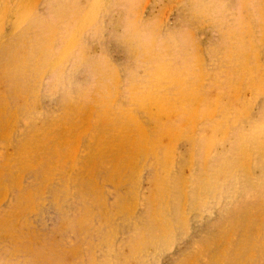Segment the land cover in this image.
Returning <instances> with one entry per match:
<instances>
[{
	"label": "rangeland",
	"instance_id": "1",
	"mask_svg": "<svg viewBox=\"0 0 264 264\" xmlns=\"http://www.w3.org/2000/svg\"><path fill=\"white\" fill-rule=\"evenodd\" d=\"M0 264H264V0H0Z\"/></svg>",
	"mask_w": 264,
	"mask_h": 264
}]
</instances>
